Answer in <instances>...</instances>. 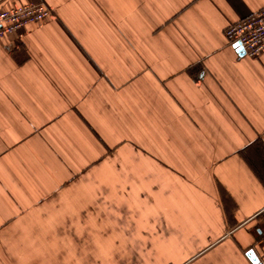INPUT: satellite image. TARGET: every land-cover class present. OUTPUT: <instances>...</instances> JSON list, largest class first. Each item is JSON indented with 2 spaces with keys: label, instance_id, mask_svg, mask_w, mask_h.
<instances>
[{
  "label": "crops",
  "instance_id": "1",
  "mask_svg": "<svg viewBox=\"0 0 264 264\" xmlns=\"http://www.w3.org/2000/svg\"><path fill=\"white\" fill-rule=\"evenodd\" d=\"M0 264H264V0H0Z\"/></svg>",
  "mask_w": 264,
  "mask_h": 264
},
{
  "label": "built area",
  "instance_id": "2",
  "mask_svg": "<svg viewBox=\"0 0 264 264\" xmlns=\"http://www.w3.org/2000/svg\"><path fill=\"white\" fill-rule=\"evenodd\" d=\"M52 11L45 3H26L0 11V40L31 25L45 23ZM229 44H239L247 58L264 56V8L252 16L231 24L225 30Z\"/></svg>",
  "mask_w": 264,
  "mask_h": 264
},
{
  "label": "water",
  "instance_id": "3",
  "mask_svg": "<svg viewBox=\"0 0 264 264\" xmlns=\"http://www.w3.org/2000/svg\"><path fill=\"white\" fill-rule=\"evenodd\" d=\"M237 46L239 47L240 51L242 52V55L245 56V52L243 51V49L240 47L239 44H237ZM247 257L249 258V260L252 262V264H260L259 259L256 257L255 253L253 250H250L247 253Z\"/></svg>",
  "mask_w": 264,
  "mask_h": 264
},
{
  "label": "rangeland",
  "instance_id": "4",
  "mask_svg": "<svg viewBox=\"0 0 264 264\" xmlns=\"http://www.w3.org/2000/svg\"><path fill=\"white\" fill-rule=\"evenodd\" d=\"M171 254H175L177 256L178 252L174 251V252H171ZM176 256L172 259L175 264L178 262Z\"/></svg>",
  "mask_w": 264,
  "mask_h": 264
}]
</instances>
